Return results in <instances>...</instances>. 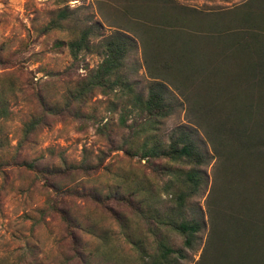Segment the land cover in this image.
Returning a JSON list of instances; mask_svg holds the SVG:
<instances>
[{"label": "rangeland", "instance_id": "1", "mask_svg": "<svg viewBox=\"0 0 264 264\" xmlns=\"http://www.w3.org/2000/svg\"><path fill=\"white\" fill-rule=\"evenodd\" d=\"M175 1L227 15L248 0ZM121 4L126 0H0V107L7 109L0 116V264H142L164 236L187 254L182 264L204 261L206 227L196 250L184 247L182 235L157 227L172 206L166 185L172 163L134 152L150 132L134 134L141 120L123 91L91 86L102 61L97 51L84 49L75 58L68 46L82 26L95 27L94 43L116 31L131 35L137 47L126 72L138 92L148 93L154 80L132 30L140 27L125 22L115 8ZM62 9L70 14L66 21L57 19ZM174 94L177 103L183 100ZM38 118L27 136L26 124ZM183 124L186 109L178 108L158 132ZM197 139L212 151L203 132ZM214 165L204 166L207 182L195 198L208 226Z\"/></svg>", "mask_w": 264, "mask_h": 264}, {"label": "trees", "instance_id": "2", "mask_svg": "<svg viewBox=\"0 0 264 264\" xmlns=\"http://www.w3.org/2000/svg\"><path fill=\"white\" fill-rule=\"evenodd\" d=\"M115 8L126 23L140 27L132 30L143 41L154 80L148 93L138 92L126 72L137 47L131 35L116 31L94 43L95 27L82 26L68 46L75 58L84 49L97 51L102 61L90 75L91 86L123 91L130 112L141 120L134 134L150 132L142 144L132 143L134 152L172 163L166 168L171 209L163 218L152 217L160 234H166L164 228L176 232L184 237L185 248L196 250L206 227L202 264H264V0H248L227 15L201 13L175 0H126ZM69 18L67 9L59 11L57 19ZM52 25L61 27L56 21ZM175 91L183 98L178 103ZM178 108L186 109L188 124L159 134V126ZM0 116H7L6 108L0 107ZM41 121L28 122L26 135ZM121 123L125 126L126 119ZM200 131L211 152L197 139ZM214 161L208 226L195 198L207 182L204 166ZM63 194L58 188V196ZM54 203L56 211L64 212ZM157 244L142 264H182L187 258L167 236Z\"/></svg>", "mask_w": 264, "mask_h": 264}]
</instances>
